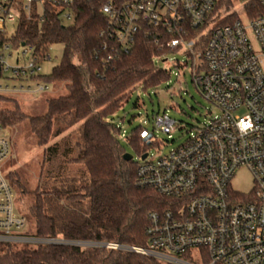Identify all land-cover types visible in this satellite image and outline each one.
<instances>
[{
  "label": "built area",
  "instance_id": "built-area-1",
  "mask_svg": "<svg viewBox=\"0 0 264 264\" xmlns=\"http://www.w3.org/2000/svg\"><path fill=\"white\" fill-rule=\"evenodd\" d=\"M76 1L0 0V78L13 85L0 84V96L9 90H49V84L38 79L43 75L40 62L49 54L39 56L24 43L15 46L14 30L9 29H15L21 14L29 18L35 13L42 21L47 6L59 9L63 22H70ZM101 12L113 44L106 60L127 53L137 36L145 34L159 51L157 67L169 61L168 52L186 58L176 60L177 78L189 68L192 84L218 113L207 110L208 120L189 131L184 142L154 158L147 150L154 131L138 127L146 150L132 154L135 182L153 189L165 202L148 215L145 245L29 234L27 219L17 211L14 191L1 172L0 243L100 246L158 264H264V0H107ZM12 57L14 64L9 63ZM160 69L169 74L163 82L168 84L172 70ZM174 125L166 113L152 120V128L163 134L170 135ZM4 130L0 124V163L10 154ZM121 138H126L123 131ZM241 167L252 177L248 192L231 186Z\"/></svg>",
  "mask_w": 264,
  "mask_h": 264
},
{
  "label": "trees",
  "instance_id": "trees-1",
  "mask_svg": "<svg viewBox=\"0 0 264 264\" xmlns=\"http://www.w3.org/2000/svg\"><path fill=\"white\" fill-rule=\"evenodd\" d=\"M106 1L77 0L70 22H63L60 10L51 6L45 8L42 21L35 13L19 17L11 37L15 46L24 43L43 56L51 44L63 45L59 64L38 79L65 91L46 97L47 111L41 115L20 114L16 105L13 110L0 109L4 129L23 125L43 150L33 188L19 169L7 178L33 235L143 246L148 215L165 202L153 189L136 184L134 162L123 159L122 130L112 117L134 90L156 88L169 74L157 67L159 51L142 33L127 53L106 60L113 45L101 12ZM125 140L135 154L146 150L138 128ZM8 246L0 252V264H158L130 251L100 246Z\"/></svg>",
  "mask_w": 264,
  "mask_h": 264
},
{
  "label": "rangeland",
  "instance_id": "rangeland-1",
  "mask_svg": "<svg viewBox=\"0 0 264 264\" xmlns=\"http://www.w3.org/2000/svg\"><path fill=\"white\" fill-rule=\"evenodd\" d=\"M241 7V6H240ZM12 26L9 31H13ZM49 59L40 62L41 73L49 75L53 67L57 66L63 53L61 43L51 44L47 50ZM169 61H160L159 68L171 69L172 74L168 84H162L156 88L144 90L137 88L122 103L120 108L112 117L114 125L118 126L124 135L128 136L131 130L139 126H145L154 131V142L147 148L150 157H157L175 148L187 138L189 131L199 127L204 121L208 120L205 114L211 109L214 113L218 110L211 107L196 90L191 82L189 68L184 70V75L178 78L176 73V60L186 59L179 53L168 52ZM10 64H14V58L9 59ZM175 63V65H174ZM6 80L0 78V84L5 85ZM12 88V83L10 85ZM64 88H58L55 84L49 85V90L40 94H21L17 91L9 90L7 95L0 96V109L13 110L14 105L20 114L41 115L46 113V97L56 96L63 93ZM11 100V101H7ZM166 113L175 120L174 131L168 135L152 128V120L157 114ZM3 135L10 142V154L0 163V172L8 180V174L16 169L24 173L28 188H33L37 182L38 172L43 157V150L36 144L35 139L26 131L23 125L15 128L7 127ZM127 153L135 154L132 146L125 139L120 141ZM233 189L241 192H248L253 186L250 173L244 167L239 168L231 180ZM16 205V204H15ZM17 211L19 210L16 205ZM21 211V210H20ZM28 233L32 234V229L27 222ZM21 244H10L11 249H20ZM7 245L0 243V252L5 251Z\"/></svg>",
  "mask_w": 264,
  "mask_h": 264
},
{
  "label": "water",
  "instance_id": "water-1",
  "mask_svg": "<svg viewBox=\"0 0 264 264\" xmlns=\"http://www.w3.org/2000/svg\"><path fill=\"white\" fill-rule=\"evenodd\" d=\"M146 155H147V154H144V155L142 156V159H144V158L146 157ZM123 159L126 160V161H130V160L132 159V154L125 152V153L123 154Z\"/></svg>",
  "mask_w": 264,
  "mask_h": 264
}]
</instances>
